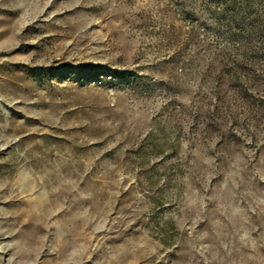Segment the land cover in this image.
Here are the masks:
<instances>
[{"label":"rangeland","instance_id":"1","mask_svg":"<svg viewBox=\"0 0 264 264\" xmlns=\"http://www.w3.org/2000/svg\"><path fill=\"white\" fill-rule=\"evenodd\" d=\"M0 264H264V0H0Z\"/></svg>","mask_w":264,"mask_h":264}]
</instances>
